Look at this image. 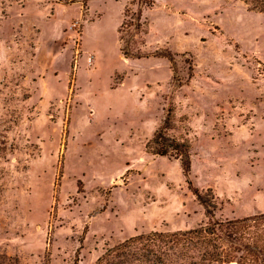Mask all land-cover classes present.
Instances as JSON below:
<instances>
[{
	"label": "rangeland",
	"instance_id": "374dc122",
	"mask_svg": "<svg viewBox=\"0 0 264 264\" xmlns=\"http://www.w3.org/2000/svg\"><path fill=\"white\" fill-rule=\"evenodd\" d=\"M163 125L190 145L187 178L146 148ZM261 213L264 13L242 0H0V264H95L141 233ZM214 244L229 262L190 248L165 264H255L248 237Z\"/></svg>",
	"mask_w": 264,
	"mask_h": 264
},
{
	"label": "trees",
	"instance_id": "16d2710c",
	"mask_svg": "<svg viewBox=\"0 0 264 264\" xmlns=\"http://www.w3.org/2000/svg\"><path fill=\"white\" fill-rule=\"evenodd\" d=\"M248 5L250 10L264 13V0H242ZM138 22L136 27L140 25ZM126 55V51H123ZM166 57L172 61L170 55ZM169 117H166V121ZM167 126L163 125L161 129L153 134V137L146 143V148L153 154L166 156L170 155L177 158L182 166L183 174L187 178L190 170V145L187 141L170 136L166 132ZM190 184V182L188 181ZM193 192L199 201L207 207H214V196L211 201L203 199L197 189ZM211 215V211H207ZM264 217V213L259 215L245 217L241 220L227 222L222 227L221 224L211 223L198 229L175 230L169 232L151 231L132 236L115 246L108 248L96 261L95 264H165L170 260V255H176V252L182 253L190 248H196L202 251L205 260L226 261L228 252H223V257L217 259L220 254L217 252L215 240L222 237L232 239L241 237L250 239L251 246L246 245L251 255V260L255 264L258 261L257 254H262L261 261L264 263V223L257 224L256 219ZM253 222V223H250ZM197 240L192 245L187 242H193V237ZM192 246V247H191ZM262 263V264H263Z\"/></svg>",
	"mask_w": 264,
	"mask_h": 264
}]
</instances>
